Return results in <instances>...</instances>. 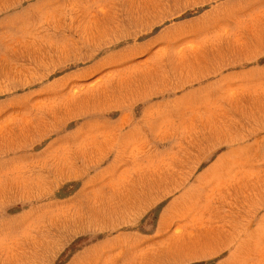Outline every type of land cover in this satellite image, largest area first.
I'll return each instance as SVG.
<instances>
[{
  "label": "rangeland",
  "instance_id": "obj_1",
  "mask_svg": "<svg viewBox=\"0 0 264 264\" xmlns=\"http://www.w3.org/2000/svg\"><path fill=\"white\" fill-rule=\"evenodd\" d=\"M0 264H264V0H0Z\"/></svg>",
  "mask_w": 264,
  "mask_h": 264
}]
</instances>
